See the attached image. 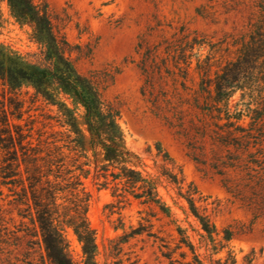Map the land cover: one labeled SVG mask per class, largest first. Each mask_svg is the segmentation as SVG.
Here are the masks:
<instances>
[{
    "label": "rangeland",
    "instance_id": "obj_1",
    "mask_svg": "<svg viewBox=\"0 0 264 264\" xmlns=\"http://www.w3.org/2000/svg\"><path fill=\"white\" fill-rule=\"evenodd\" d=\"M34 3L46 12L58 38L67 43L65 55L77 72L90 78L104 102L118 111L131 165L149 178L158 198L170 209L166 217L156 207L131 198L130 204L119 203L111 197L110 189L97 185L91 164L92 174L84 185L90 194L87 216L95 231L97 264H216L218 259L224 261L228 249L236 264H247L248 256L253 258L250 264H264V233L260 228L239 232L228 244L220 242L224 228L247 223L248 216L220 186L217 173L222 160L217 162L220 158L215 155L219 146L207 136L203 139L202 132L193 126L199 117L191 98L197 89V75L192 69L185 71V56L161 61L168 53L167 42L173 36L180 41L182 32L195 45L187 53L192 68L209 53V45L212 53H218L217 59H226L231 35L243 32L250 7L233 5L229 0ZM0 43L32 63L47 64L44 49L33 39L32 27L13 18L7 0H0ZM151 52L156 53L155 64L150 62ZM148 85L153 88L148 89ZM238 99L237 93L230 105ZM55 116L56 108L31 88L10 90L0 80V121L6 117L36 139L43 127L48 132L60 130ZM185 198H192L199 212L215 223L220 233L215 244L190 215ZM132 229L139 234H132ZM66 237L73 260L79 261L76 238L70 230ZM223 245L227 248H221ZM0 264L50 263L37 238L0 237Z\"/></svg>",
    "mask_w": 264,
    "mask_h": 264
},
{
    "label": "trees",
    "instance_id": "obj_2",
    "mask_svg": "<svg viewBox=\"0 0 264 264\" xmlns=\"http://www.w3.org/2000/svg\"><path fill=\"white\" fill-rule=\"evenodd\" d=\"M229 2L251 9L243 32L231 35L226 48H231L230 56L217 59L218 53H212L209 45V53L192 68L187 53L195 45L182 32L180 41L173 36L167 42L168 53L161 60L172 62L185 56V71L192 69L197 75L191 98L199 117L193 126L203 139L207 136L219 146L215 155L220 158L217 162L222 160L217 173L220 186L247 213V223L236 222L223 229L220 242L226 244L239 232L260 228L264 233V0ZM7 4L18 23L32 27L47 64L32 63L0 43V80L10 90L31 88L56 108L55 123L60 130L48 132L43 127L33 139L30 131L12 125L6 117L0 121V237L37 238L50 264H97L95 231L87 216L90 194L84 185L92 174L91 164L97 185L110 189L119 203L130 204L131 198L156 207L166 217L170 209L158 198L149 178L131 165L118 111L104 102L90 78L77 72L65 55L67 43L55 34L46 12L34 0H7ZM151 53L150 62L155 64L156 53ZM237 93L239 99L231 106ZM185 201L200 230L215 244L220 234L215 223L199 212L192 198ZM67 230L80 246L79 261L72 258ZM132 234L139 233L132 229ZM215 247L212 250L217 253ZM245 260L250 264L253 258ZM236 262L230 249L223 262L215 261Z\"/></svg>",
    "mask_w": 264,
    "mask_h": 264
}]
</instances>
